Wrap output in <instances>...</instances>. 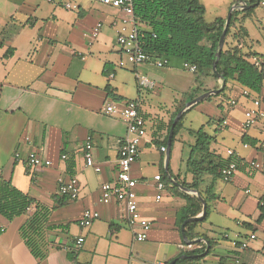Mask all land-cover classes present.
<instances>
[{
    "label": "crops",
    "instance_id": "0c3cea01",
    "mask_svg": "<svg viewBox=\"0 0 264 264\" xmlns=\"http://www.w3.org/2000/svg\"><path fill=\"white\" fill-rule=\"evenodd\" d=\"M4 1L9 5L0 7V177L9 180L33 202L12 220L0 214V264H144L156 260L167 264L171 260L174 264H252L255 255H264V240L257 241L260 234L264 236V217L258 220V202L264 197V183L258 180V172L264 174V118L250 128L241 127L243 111L252 104L250 97L242 94V86L229 80L224 92L217 95L223 88L222 80L214 77L210 69H205L204 75L193 71L195 76L187 91L190 100L219 90L192 105H183L182 96L177 103V92H172L174 101L170 108L151 103L149 91H139L137 74L154 80L156 86L160 79L157 74L162 72L157 73L154 68L162 67H156L152 60L135 65L125 59L115 44L116 30L112 24L119 16L118 9L101 0H46L47 4ZM67 2L76 8H67ZM234 2L239 7L233 9H253L238 14L232 27V34H238L229 35L227 42L237 45L244 54H264V49L254 48L259 41L257 36L264 42V7H245L254 4L251 0ZM257 6L262 12L256 11ZM97 23L101 26L92 35ZM138 26L144 31L149 29L144 23ZM173 59L165 66L166 74L173 73L169 67H183L181 60L176 59V63ZM247 59L253 64L258 62V66L264 64V57L254 54ZM105 69L113 75L108 76ZM263 93L264 81L258 96ZM232 98H236L237 104L229 111ZM129 99L139 100L146 128L139 156L130 168L137 181L139 210L152 221L143 241H137L134 230L128 227L123 203L99 201L101 182L116 178L118 149L126 133V121L117 114L103 113L102 108L110 101ZM224 100L226 105L222 108ZM200 102H213L210 107L220 114L207 120L212 132L203 125L199 127L208 136L211 158L218 157L224 163L234 157L242 164L231 180L204 173L199 189H193L182 183L192 180L187 158L199 128L189 130L193 132V139L189 140L182 131V123L167 159L166 150L161 151L160 146L167 147L164 142L167 144L174 115L183 110V117ZM223 120L227 121L225 125ZM87 136L91 137L93 166L86 165L83 158ZM30 150L49 159L50 165L28 167L25 156ZM16 152L19 157H15ZM184 153L188 155L183 157ZM251 161L259 167H251ZM167 163L170 172L164 176L162 170ZM157 174L165 185L159 200L155 198ZM71 176L77 179V196L63 197L58 186ZM209 185L213 186L212 198H207ZM181 193L196 197L202 206L201 199L204 200L207 207L206 216L189 227L188 231L194 233L191 239L184 235V224L197 220H188L189 217L181 222V209L186 205ZM38 207L48 210L46 228L37 237L43 258L32 254L19 231ZM86 208L97 210L99 217L82 228L79 220ZM201 213L202 208L192 217ZM230 224L235 226V238H230ZM215 232L218 235H213ZM197 233L202 236H196ZM77 236L84 238L80 249L73 246ZM220 240L229 245H222ZM209 241L212 248L206 254ZM240 243L245 244L242 250ZM195 257L200 259L186 261Z\"/></svg>",
    "mask_w": 264,
    "mask_h": 264
},
{
    "label": "trees",
    "instance_id": "16d2710c",
    "mask_svg": "<svg viewBox=\"0 0 264 264\" xmlns=\"http://www.w3.org/2000/svg\"><path fill=\"white\" fill-rule=\"evenodd\" d=\"M131 1L137 23H144L149 28L146 31L149 35L147 46L149 51L156 53L157 56H166L169 59H179L182 63L189 62L194 64L196 66L194 72L200 75H204L205 69H210L214 77H217L216 74L218 73L223 79L224 85L217 95L224 92L226 83L229 80H233L236 84L242 86L247 91V97L253 94L257 96L260 94L264 81V64L256 66L247 59V56L254 54V56L264 57V54H244L237 45L230 46L227 42V38L232 34V27L235 26V22L238 20V14L241 12L248 13L253 8L246 10L233 9L231 12L229 25L225 32L224 45L216 62V71H213L212 64L216 57L218 40L224 27V18L216 17L213 21L206 22L204 18L205 9L201 0ZM256 1L251 0V3ZM241 31L246 36V32L242 29ZM152 33L155 34L154 38L151 37ZM235 34L238 33L234 32L232 36H235ZM171 124L172 120L170 126ZM181 125L182 116L173 126L170 146ZM195 136V143L187 158L192 180L190 183L183 182L182 185L199 189L204 173L220 178V167L231 158L225 160L224 163L218 157L211 158L213 154L208 151L206 143L208 136L202 127L195 131ZM164 144L167 146L166 142ZM240 163L241 161L238 160L237 166ZM162 171L164 176L169 174L168 163ZM166 184H168L167 181ZM212 187V185H209L207 189V198L213 197ZM181 194L186 199V205L181 209L180 220L182 222L189 217L196 216L200 212L202 205L196 197H191L186 193ZM32 202L33 200L30 197L14 187L9 180L0 177V214L2 216L12 220L26 211ZM258 207L260 209L259 220L264 217V197L258 202ZM206 214L207 207L205 216ZM47 217L48 210L44 207H38L19 228L21 237L30 248L32 254L37 258L44 257V251L37 243V237L39 238L46 228ZM197 222L199 221H188L184 224V235L186 238L191 239L194 236V233H190L188 230L189 227H193ZM195 235L202 236L200 233ZM211 248L212 241H209L206 254L210 252ZM199 259V257L187 258L186 261H198Z\"/></svg>",
    "mask_w": 264,
    "mask_h": 264
},
{
    "label": "built area",
    "instance_id": "2783aa9c",
    "mask_svg": "<svg viewBox=\"0 0 264 264\" xmlns=\"http://www.w3.org/2000/svg\"><path fill=\"white\" fill-rule=\"evenodd\" d=\"M104 4L112 6L118 9L119 16L112 22L116 30V43L124 55L125 59L131 64H141L152 60L156 67H165L170 63V59L166 56H157L156 53L148 50L149 35L146 31L141 29L135 19L133 13V6L131 0H101ZM258 4L264 7V0H257ZM67 8H76V5L71 2L65 3ZM129 25V27H128ZM101 26V23H97L93 29L92 35H95ZM151 37H155L152 33ZM123 64V62H120ZM254 65L258 66V62H254ZM183 68L193 72L196 69L194 64L189 62L182 63ZM108 76H112L113 73L105 69ZM137 84L139 91H147L153 89L155 86L154 80L144 75L137 74ZM243 95L247 94L246 90L242 91ZM251 106L247 107L243 111V119L241 121V127L243 129L255 126L260 119L264 118V110L262 104L264 103V93L260 96H250ZM236 98L229 100L228 110L231 111L236 107ZM139 100L129 99L125 101L113 102L110 101L102 108V112L105 114H117L126 121V133L119 145L118 158H117V172L116 178L110 181H103L99 185V201L103 204L110 203L112 201L121 202L125 206V218L128 227L134 230L135 239L137 241H143L147 237V232L152 226V221L144 217L138 207V200L136 194L137 181L131 176V165L137 160L140 151V145L146 136L145 120L139 110ZM227 123L226 120L222 121V125ZM161 151H165V146H160ZM264 150V149H263ZM230 155L232 151H228ZM20 153L16 152L15 157H19ZM62 158L65 155H61ZM83 158L85 164L93 166L92 157V142L91 137L87 136L83 144ZM25 162L28 167L36 168L40 166H49L51 161L44 157H41L35 150H30L25 156ZM250 166L258 168L259 164L255 161H251ZM96 171H99V167L94 166ZM237 171V160L232 157L226 164L220 167L219 174L223 181H229L233 178ZM155 187L157 194L156 200L161 197L162 191L165 189V185L162 181L161 175L154 176ZM58 193L70 198H75L78 193L77 179L73 176L69 177L66 181H61L58 186ZM99 217L97 210L86 208L83 210L79 225L82 228H87L91 223ZM251 238L254 237L252 234ZM83 236H77L73 246L75 249H80L83 245ZM233 244H235L233 242ZM240 250L244 248V244L238 246ZM144 264H167L164 260H156L145 262Z\"/></svg>",
    "mask_w": 264,
    "mask_h": 264
},
{
    "label": "rangeland",
    "instance_id": "374dc122",
    "mask_svg": "<svg viewBox=\"0 0 264 264\" xmlns=\"http://www.w3.org/2000/svg\"><path fill=\"white\" fill-rule=\"evenodd\" d=\"M234 0H203V4L205 5V19L207 22L212 21L215 17L217 16H226L228 14V11L231 6L235 4L232 3ZM21 2H24L21 0ZM27 3H41V4H47L46 0H25ZM24 2V4H25ZM20 3V1H19ZM232 3V4H231ZM9 5L7 2L4 0H0V7ZM20 5L23 6V3ZM257 12H262L261 8L257 6L256 9ZM259 41H257L254 45V48L262 51L264 49V42L257 36ZM115 44L117 46V43L115 41ZM173 62H178L176 59H173ZM172 68L173 73L166 74L165 70H167L166 67L162 68H154L155 72L161 73L162 74H157L159 76V86L156 85L153 90H148L150 93V99L149 101L154 104H159L161 103L162 105L167 106V108H170V106L173 104L174 101V93L177 92L178 97L177 98V103H179L180 97L183 100L182 103L185 105L190 99V95L187 92L189 87L191 86V81L193 80V77L195 74L191 71H188L185 68H181L180 66H172L169 67ZM222 83V81H220ZM156 83V82H155ZM158 86V87H157ZM145 92V91H144ZM174 92V93H172ZM176 96V95H175ZM210 105H214L213 102H211ZM209 104H203L200 102L197 104L195 107L191 108L190 110L186 111L185 114L182 117V131L185 133V136L189 138V140L193 139V132L194 130L198 129L200 126H204V129L212 132L213 128L211 125L208 124L207 120L210 118L209 116H212V118H216L217 115H220L219 112L216 113V110H214L213 107H210ZM226 105V100L222 103V108H224ZM213 108V109H212ZM178 115L176 113L173 118H175ZM189 130L193 132H189ZM177 144L175 143L174 146ZM175 149V147H174ZM186 149V148H185ZM157 152V151H156ZM155 152V153H156ZM174 153V151H173ZM188 155V153H184L183 157ZM160 157V155L158 154ZM174 157V154H173ZM258 180L260 182L264 183V174L261 172H258ZM251 191L253 190L252 187H250ZM232 224V222H231ZM228 225L231 229L229 231L230 238H235L236 236V229L235 226L233 225ZM241 230H244L245 232L249 231L246 228H243ZM213 235H218L217 232ZM264 236L260 234V238L257 240L259 242H263ZM221 244L224 246H228V242L226 240H220ZM243 243H240V245ZM239 245V246H240ZM245 245V244H244ZM245 247V246H244ZM252 264H264V255L263 254H257L255 255V258L253 259Z\"/></svg>",
    "mask_w": 264,
    "mask_h": 264
},
{
    "label": "water",
    "instance_id": "95a60500",
    "mask_svg": "<svg viewBox=\"0 0 264 264\" xmlns=\"http://www.w3.org/2000/svg\"><path fill=\"white\" fill-rule=\"evenodd\" d=\"M257 4H258V1H256L254 4H251V5H245V7H249V6H251V7H255ZM235 7H239V5L236 4V5L232 6V7L230 8V10H229V12H228L226 18H225L224 27H223V29H222V32H221V34H220V37H219V40H218V44H217L216 57H215V59H214V61H213V64H212V69H213V71H216V62H217V60H218V58H219V56H220V52H221L222 47H223V44H224L225 32H226V29H227V27H228V25H229V20H230L231 12H232L233 8H235ZM216 75H217V77L220 78V79L222 80V82L224 83V81H223V79L221 78V76H220L218 73H217ZM218 90H219V89H215V90H212V91L204 92V93L198 95L197 97H195L194 99L188 101L186 104H187V105H192V104L196 103L197 101H200L201 99H203V98H205L206 96L210 95L211 93H216ZM182 111H183V110H180V111L178 112V115L174 118L173 123H172V125H171V128H170V130H169V135H168V139H167V147H166V159L168 158V155H169L170 144H171V136H172V132H173V126H174V124L177 122V120L179 119V117L181 116ZM184 189H186V190H188V191H196V190L188 189V188H184ZM201 202H202V204H203L201 215H199V216H197V217H191V218H189L188 220H197V219H201L202 216L205 214V210H206L205 202H204V200H202V199H201ZM169 264H174V260H171V261L169 262Z\"/></svg>",
    "mask_w": 264,
    "mask_h": 264
}]
</instances>
